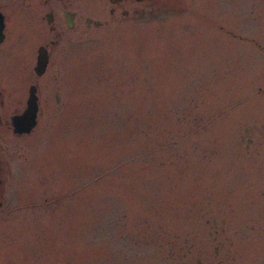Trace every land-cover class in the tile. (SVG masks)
Wrapping results in <instances>:
<instances>
[{"label": "rangeland", "instance_id": "1", "mask_svg": "<svg viewBox=\"0 0 264 264\" xmlns=\"http://www.w3.org/2000/svg\"><path fill=\"white\" fill-rule=\"evenodd\" d=\"M32 1L0 0L12 75L35 64L13 27ZM149 15L54 49L35 129L7 140L0 264H264V0Z\"/></svg>", "mask_w": 264, "mask_h": 264}, {"label": "flooded vegetation", "instance_id": "2", "mask_svg": "<svg viewBox=\"0 0 264 264\" xmlns=\"http://www.w3.org/2000/svg\"><path fill=\"white\" fill-rule=\"evenodd\" d=\"M160 0H34L26 5L27 11L20 8V16L17 18L15 26L23 27L30 36L32 44L35 40V64L31 65V58L26 64L17 68L15 75L7 71L3 64V50L12 45V38L8 39V27L10 20L6 12L1 9L4 16L3 38L0 41V195H3L5 185L7 184L6 172L8 166L7 140L9 137L21 139L22 136L31 133L35 126L29 132H17L13 125V117L21 115L26 107L30 94V88L36 87L38 99V112H40V94L38 79L47 70L54 49L65 38V34L77 26V22L84 24L89 28L92 24L99 26V20H143L151 18L149 12L156 7ZM14 30V28H13ZM21 33V29L19 30ZM32 37V38H31ZM65 41V40H64ZM45 51L48 62L45 71L37 74L36 64L39 49ZM34 50V48H33ZM34 56V53H33ZM32 56V57H33ZM9 79V80H8ZM24 82L28 83V93L24 97ZM56 100L59 101V94L56 93ZM15 103L18 107L11 115L7 114V104ZM248 132V128L245 129ZM251 142V139H247ZM249 144H247V147ZM2 202L0 201V206Z\"/></svg>", "mask_w": 264, "mask_h": 264}, {"label": "water", "instance_id": "3", "mask_svg": "<svg viewBox=\"0 0 264 264\" xmlns=\"http://www.w3.org/2000/svg\"><path fill=\"white\" fill-rule=\"evenodd\" d=\"M3 15L0 13V41L3 38ZM48 62L47 55L42 48L39 49L37 64H36V72L37 74H42L45 71L46 65ZM36 94V87L30 88V94L27 101V107L25 111L21 115H17L13 117V125L15 127V131L23 133L29 132L32 127L36 124V117L38 112V99ZM197 264H200V261H197Z\"/></svg>", "mask_w": 264, "mask_h": 264}]
</instances>
